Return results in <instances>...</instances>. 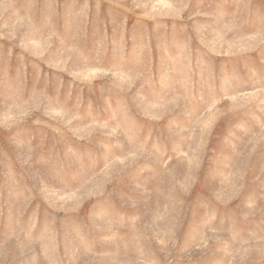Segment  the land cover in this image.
<instances>
[{
  "label": "rangeland",
  "instance_id": "obj_1",
  "mask_svg": "<svg viewBox=\"0 0 264 264\" xmlns=\"http://www.w3.org/2000/svg\"><path fill=\"white\" fill-rule=\"evenodd\" d=\"M0 264H264V0H0Z\"/></svg>",
  "mask_w": 264,
  "mask_h": 264
}]
</instances>
